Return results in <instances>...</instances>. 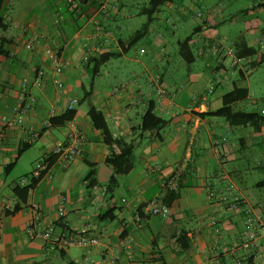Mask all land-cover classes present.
<instances>
[{
	"label": "crops",
	"instance_id": "0c3cea01",
	"mask_svg": "<svg viewBox=\"0 0 264 264\" xmlns=\"http://www.w3.org/2000/svg\"><path fill=\"white\" fill-rule=\"evenodd\" d=\"M77 1L75 11L66 0L2 3L7 27L0 32V264H73L83 256L91 264H264V182L244 181L264 172V155L253 153L254 146L264 145V122L258 130L211 115L235 90L241 98L230 104L234 111L264 118V98L250 92L257 88L264 54L259 44L264 8L250 10L264 0H245L247 6L227 16L221 5L204 11L197 0H170L155 10L146 35L126 52L119 40L144 26L149 0ZM40 35L32 50L24 48ZM47 47L60 52L61 89L44 55ZM230 47L236 64L222 49ZM250 48L258 54L248 56ZM105 53L113 57L93 73L94 59ZM37 70L44 72L38 86L32 84ZM23 79L24 103L28 97L34 101L22 122L8 127L5 121L14 120L22 105L16 101ZM208 88L212 93L206 94ZM73 99L81 155L62 163L55 158L21 202L14 190L30 179L21 184L8 177L21 166L22 177L29 178L25 156L34 144L39 143V162L67 143L68 121L51 120ZM90 106L103 116L113 139L134 146L131 170L113 180L105 159L118 148L103 143L87 116ZM148 110L167 121L156 133L142 131ZM24 145L28 148L19 154ZM103 166L110 169L108 181L91 185ZM60 194L67 199L65 227L96 237L97 246L61 249L28 236L27 226L37 222L62 228L56 215ZM161 207L165 216L154 213ZM247 231L256 234L250 250L241 246Z\"/></svg>",
	"mask_w": 264,
	"mask_h": 264
},
{
	"label": "built area",
	"instance_id": "2783aa9c",
	"mask_svg": "<svg viewBox=\"0 0 264 264\" xmlns=\"http://www.w3.org/2000/svg\"><path fill=\"white\" fill-rule=\"evenodd\" d=\"M66 6L69 11H75L78 9L79 2L77 0H66ZM43 38L42 35L38 37L35 41H28L25 43L24 48L28 51L32 50L36 43L41 41ZM259 44H264V26L260 33ZM224 53L231 57L232 64L237 63V59L235 58L234 51L232 48H222ZM44 55L48 59L50 66L56 76L55 82L56 86L61 89L63 87L62 81L60 79V75L62 73V64H61V56L60 52L55 47H47L44 49ZM44 72L42 70H37L33 73L32 76V84L38 86L41 83V79L43 78ZM21 90L22 93L17 97L16 104L19 108H16V118L14 120L5 121V124L9 127L12 126L14 123L20 124L23 120V114L25 111L31 108V105L34 101L32 97H28V101L24 103V95L26 94L27 89V80L23 79L21 81ZM206 94L212 93V89L208 88ZM156 93L157 95H163L165 93L164 89L158 84L156 81ZM205 94V95H206ZM204 95V96H205ZM204 98V97H203ZM77 101L75 99L71 100L67 105L66 111L73 110L76 106ZM66 137L67 143L63 146H56L54 147L48 156H56V160L59 162H66L69 159L79 157L81 155V136L78 131L77 125L73 120H70L66 124ZM34 139V134L31 136ZM48 167L44 161L39 162L35 168L32 169L30 180L37 179L41 175L43 176L47 171ZM29 178L21 179L20 183L24 184L28 181ZM225 196L221 198V200H225ZM67 199L65 195L60 194L58 196V207L56 210V215L59 221L62 223L63 227L61 229H56L53 224H46L42 225L41 222H37L35 225H28L27 226V233L30 238L39 237L44 241L50 242L53 247L55 248H67L71 246H77L81 248L91 249L99 244V241L96 237H89L85 235L83 232H74L69 230L65 227L62 219L64 218L65 208L64 204L66 203ZM237 199H234L231 203V207H236ZM246 212L249 209H245ZM154 213L165 216L167 213V209L165 207H161L160 210H155ZM256 238V234L254 231H247L242 236V248L244 250L251 249L254 244V240ZM121 245L124 244V241L120 243ZM73 264H91L87 256H83L79 261L74 262ZM109 264H116L113 260L109 262Z\"/></svg>",
	"mask_w": 264,
	"mask_h": 264
},
{
	"label": "trees",
	"instance_id": "16d2710c",
	"mask_svg": "<svg viewBox=\"0 0 264 264\" xmlns=\"http://www.w3.org/2000/svg\"><path fill=\"white\" fill-rule=\"evenodd\" d=\"M170 0H149L147 5L143 9V14L147 16V22L144 24V26L137 30L134 35L129 39H122L119 40L120 48L122 49V52H126L131 46H133L139 39L143 38L147 31L148 26L150 24V17L153 15L155 10L160 7L161 5L169 2ZM2 3L3 0H0V32L4 31L7 27L6 23L4 22L3 16H2ZM264 8V3L258 4L250 11L253 12L257 9ZM190 38L188 37L184 41L179 43V49L182 51L183 49L187 48V44ZM256 49L250 48L248 49V56H256L258 53ZM4 53L0 50V55H3ZM259 56V55H258ZM113 55L110 53H105L97 58L94 59V68L93 73H96L99 66L104 64L107 60L112 58ZM240 58V57H239ZM259 61L257 65H260L264 63V54H260ZM240 94H235V90L226 93L222 97V104L223 107L217 110L214 113H211L212 116L221 117L226 120V122L229 125H240V126H252L257 128L258 130L262 126L264 122V118L256 113H244L241 111H234L233 108L230 106L231 103L235 102L236 100L240 99ZM84 100V99H83ZM82 99L79 101L81 103L83 101ZM86 102V101H83ZM75 114V109L65 111L62 115L59 117L51 120L52 123H65L67 121L72 120L73 116ZM87 116L89 118V121L91 122L92 126L100 131V134L102 136L103 143L107 146H111L112 144L116 145L118 148L117 154H111L105 159V164L111 168L113 174L110 177V180H113L114 176H120L127 174L131 168L132 163L130 161V155L134 149L133 144L131 143H124L123 141H120L118 139H113L110 133V130L103 118V116L96 111L93 107H89L87 111ZM167 121L160 119L159 117L155 116L150 110H148L142 118V131H154V133L157 132L159 128L166 125ZM254 128V129H255ZM28 148V145H24L19 149V154L24 149ZM56 156H47L41 161H44L47 165V167L50 166V164L55 160ZM42 175L37 179H31L29 185L25 186L24 188L19 189L18 187L15 188L14 192L19 197V200L21 202L24 201L25 196L27 193L34 188V186L37 184V182L41 179ZM93 186H100L96 179H93L90 182ZM58 225L63 227L62 223L58 221ZM186 244L182 245V248L185 249Z\"/></svg>",
	"mask_w": 264,
	"mask_h": 264
},
{
	"label": "rangeland",
	"instance_id": "374dc122",
	"mask_svg": "<svg viewBox=\"0 0 264 264\" xmlns=\"http://www.w3.org/2000/svg\"><path fill=\"white\" fill-rule=\"evenodd\" d=\"M144 2L147 3V0H144ZM249 3L245 0H197V6L206 11V10H211L213 8V6L215 5H221L223 6L224 8V11H223V15L224 16H227L229 14V12H231L230 10H233L235 8H242V7H245L247 6ZM259 13H257L258 15V20H262L263 19V15H259ZM65 15H67V17L69 18V15L65 13ZM200 64V63H199ZM256 74L259 78V81H258V85H257V88L255 89L254 87H252L251 89V97L253 98H264V63L260 64L257 69H256ZM255 89V91H254ZM38 145L39 143H36L34 144V148L33 150H31L30 152H28L27 157L26 159L29 160V167H31L32 169L35 168V166L41 162L38 160L40 159V154L37 150L38 148ZM253 153L257 154L258 156L259 155H264V145L262 144H259L257 146H254L253 147ZM260 158V156H259ZM227 167V166H226ZM23 168L21 166H19L15 171H13L11 173V175L8 177V180H13V181H16L17 179H22V175H25L23 172ZM22 172V173H21ZM30 174H28L27 177H29L30 179ZM22 177V178H21ZM245 182L247 183H251V182H258V181H263L264 182V172H253L249 179L245 178L244 179ZM264 191V189H261ZM247 250H250V249H247Z\"/></svg>",
	"mask_w": 264,
	"mask_h": 264
},
{
	"label": "water",
	"instance_id": "95a60500",
	"mask_svg": "<svg viewBox=\"0 0 264 264\" xmlns=\"http://www.w3.org/2000/svg\"><path fill=\"white\" fill-rule=\"evenodd\" d=\"M110 175V169L107 168L106 166H103V170L99 173L98 176V183H104L108 181Z\"/></svg>",
	"mask_w": 264,
	"mask_h": 264
}]
</instances>
